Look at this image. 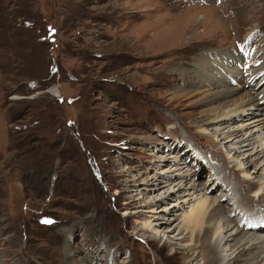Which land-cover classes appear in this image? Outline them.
<instances>
[{
	"label": "rangeland",
	"instance_id": "rangeland-1",
	"mask_svg": "<svg viewBox=\"0 0 264 264\" xmlns=\"http://www.w3.org/2000/svg\"><path fill=\"white\" fill-rule=\"evenodd\" d=\"M256 55L264 0H0V262L186 264L182 219L204 187L248 216L224 194L258 186L241 179L263 171L264 139L247 145L238 127L264 105L203 132L194 121L254 86L239 72Z\"/></svg>",
	"mask_w": 264,
	"mask_h": 264
},
{
	"label": "bare ground",
	"instance_id": "bare-ground-1",
	"mask_svg": "<svg viewBox=\"0 0 264 264\" xmlns=\"http://www.w3.org/2000/svg\"><path fill=\"white\" fill-rule=\"evenodd\" d=\"M241 43H243L244 46L246 45L245 41H242ZM243 49L244 52L239 53L240 55L231 54L227 56L228 60L231 63H236V60L239 58L244 59L245 57L243 56L246 54L248 55L250 49ZM262 58L264 57H258V55L251 56L250 58L245 59V62L241 66V72L239 73L243 80L250 81L256 78L252 88L243 91V93L238 97H233L231 100L226 101V103H224L222 108L218 111H214L212 113L210 112V114L205 115V117H201L197 121H194L197 122V126L202 132L205 130L203 127L204 124L219 123L220 125V123H228L241 116L243 117L245 115L248 116L255 114V112H258L259 108L263 107L264 62L259 64ZM54 90L55 89H53V92L56 91ZM234 90L235 89L232 88L226 90L221 89L219 90L218 96H232L235 93ZM244 126L252 127L247 137L244 139L247 140V145H252L254 142L264 139V135H261V133L263 134L264 132V113L260 117L252 118L245 125L238 128H243ZM215 129L216 131H219L217 134L222 135L220 140L228 138V140L232 141L236 139L237 136L241 137L242 135L239 134V131H235V129L228 128L224 132H221V128L219 127H216ZM254 153L256 159L262 158L264 156V144L258 145ZM250 154L251 153L248 154V157ZM167 157L173 159L174 161L178 159L177 155L172 154H169ZM236 165L239 166L240 169H245L242 167L241 162H238ZM173 169L174 168L160 169L159 171L161 173L166 171L171 172ZM254 172L257 173L258 171ZM256 176L253 178L244 177L241 179V181L243 180L244 182H247L248 187L258 185L257 188L250 194L249 198L245 196V193L240 192L243 191L241 187H239L240 190H230L228 193L224 194L225 196H230L231 193L233 198L236 196V203L241 205V214H244V212L249 213L248 216L243 217L240 220H232L229 218V211L225 210V206L216 202V198L209 196V193L211 192L210 188H200L202 193L193 198V201H197L189 207L187 213L183 215L182 219L185 233L180 239H188L190 244L178 246L184 250L183 255L188 257L186 264H264V217L262 216L261 218L259 216H254V218H250L253 213L251 210L252 207L249 206V203L253 204L256 200H260V202L262 201V203H264V169L260 174H258L257 179L254 180ZM155 186L156 187L154 188L157 189L160 187V184L155 183ZM192 188L199 190V187L195 184H192ZM228 202L231 203L230 200H228ZM146 204H148V202L142 203V205ZM176 204L177 203H174L173 206ZM248 207L251 209H248ZM148 210L154 211L155 209L154 207H151ZM208 218H211L213 222L207 221ZM156 223L160 224V226L166 224L165 221H158ZM153 226L154 225H152L150 221L142 223V229H144V231L154 234L149 236V240L161 237V234L156 235V233H153ZM251 230L254 232H249ZM17 236L18 233H14L11 237L16 238ZM195 242H199V244L195 245ZM163 243V245H168L166 240H164ZM6 250V259L8 256L18 255V252L16 251L13 252V250ZM22 252L25 255L28 251L25 253L23 250ZM175 252L177 251H173L172 255H174ZM60 255L63 259L68 258V255L64 251H60ZM242 257L244 258L242 259ZM6 259H4V261H6ZM239 260L243 261L239 263ZM1 261L3 262V259H1ZM2 262H0V264H6L5 262Z\"/></svg>",
	"mask_w": 264,
	"mask_h": 264
},
{
	"label": "snow or ice",
	"instance_id": "snow-or-ice-1",
	"mask_svg": "<svg viewBox=\"0 0 264 264\" xmlns=\"http://www.w3.org/2000/svg\"><path fill=\"white\" fill-rule=\"evenodd\" d=\"M44 222H46V223H51V221H44Z\"/></svg>",
	"mask_w": 264,
	"mask_h": 264
}]
</instances>
